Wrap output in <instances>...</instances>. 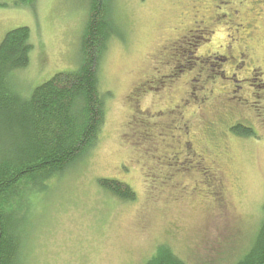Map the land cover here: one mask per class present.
Returning a JSON list of instances; mask_svg holds the SVG:
<instances>
[{
	"label": "rangeland",
	"instance_id": "1",
	"mask_svg": "<svg viewBox=\"0 0 264 264\" xmlns=\"http://www.w3.org/2000/svg\"><path fill=\"white\" fill-rule=\"evenodd\" d=\"M114 2L123 35L113 38L99 65L101 89L109 94L100 141L45 188L29 192L18 207L16 218L26 230L23 264H145L165 248L186 264L244 260L256 248L263 220L264 128L254 116L264 119V86L246 82L253 84L248 92L256 93L245 104L253 124L240 120L243 111L226 102L206 110L211 117L225 115L214 122L211 140L196 132L199 142L211 149L219 145L223 186L214 196L211 181L201 169L193 168L194 175L183 177L177 173L181 166L175 156L152 144L148 150V144L130 131L136 124L129 95L146 74L153 73L156 56L166 42L192 22L187 12L192 0ZM88 6L89 0H0V42L16 27L31 30L30 63L13 80L22 95L28 96L56 73L78 67ZM258 10L245 16L254 27L248 45L254 62L262 67L264 81V5L256 14ZM217 29L212 41L199 42L196 54L221 50L219 46L230 41L226 29ZM192 51L191 45L183 48L188 61ZM224 68L229 71V63L213 71ZM215 89L218 94V84ZM171 97L159 100L158 107L176 102L181 97L179 89ZM150 98L151 93L143 97V107ZM193 110L190 107L186 115L192 116ZM239 122L255 129V136L232 132L231 126ZM102 178L127 183L135 200L110 195L98 183ZM182 180L189 189L180 193L177 187ZM14 202L7 199L0 206L10 211Z\"/></svg>",
	"mask_w": 264,
	"mask_h": 264
},
{
	"label": "trees",
	"instance_id": "2",
	"mask_svg": "<svg viewBox=\"0 0 264 264\" xmlns=\"http://www.w3.org/2000/svg\"><path fill=\"white\" fill-rule=\"evenodd\" d=\"M116 11L114 0H89L80 64L56 73L28 96L22 95L13 80L30 63V28L11 29L0 42V203L15 200L10 211L0 206V264L24 262L26 230L16 213L29 192L45 188L49 180L87 157L100 141L109 94L101 89L99 65L113 38L123 35ZM231 131L241 136L256 134L240 122ZM98 183L114 197L135 200L134 190L123 181L102 178ZM145 264L186 263L165 248ZM234 264H264V206L255 250Z\"/></svg>",
	"mask_w": 264,
	"mask_h": 264
},
{
	"label": "flooded vegetation",
	"instance_id": "3",
	"mask_svg": "<svg viewBox=\"0 0 264 264\" xmlns=\"http://www.w3.org/2000/svg\"><path fill=\"white\" fill-rule=\"evenodd\" d=\"M254 4L255 8L252 9ZM263 5L264 0H192L187 11L192 15V22L176 38L166 42L156 56L157 66L153 68V73L146 74L144 80L129 95L135 112L133 121L136 124L135 129L130 130L131 134L136 135L138 141L146 142L148 150H151L149 144H152L157 150L163 147L166 153L175 156V163L181 166L177 173L183 177L194 175L193 168L201 169V174H205L211 181L210 188L212 186L211 193L214 196L221 193L223 186L218 163L219 145L215 144V149H211L206 143L199 142L196 132L206 135L208 140L212 139L214 122L223 120L225 115L210 118L206 110L225 105V102L230 107L243 111L240 120L252 121L251 117L248 118L245 104L256 93L248 92L253 84L246 85V82H260V86H264V81L261 78L262 67L254 62L248 45L254 27L245 14L255 12L257 8L259 10L256 14H259ZM217 28L226 29V37L230 41L221 44V50L196 54L199 42L212 41ZM196 33L199 35H195ZM185 45L193 47L189 61L184 58ZM225 63H229V71L226 68L213 71V68L218 69ZM208 64L209 69L205 68ZM217 75L218 79L215 77ZM217 84L218 94L215 89ZM177 89L181 92V97L176 102L158 107L159 100L165 96L171 99L172 93ZM149 93V103L143 107L142 99ZM232 100L234 103H230ZM190 107L194 110L192 116H187L186 112ZM254 119L264 128V119L257 116ZM177 188L178 192L183 193L189 189V183L182 180Z\"/></svg>",
	"mask_w": 264,
	"mask_h": 264
}]
</instances>
